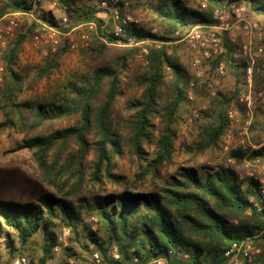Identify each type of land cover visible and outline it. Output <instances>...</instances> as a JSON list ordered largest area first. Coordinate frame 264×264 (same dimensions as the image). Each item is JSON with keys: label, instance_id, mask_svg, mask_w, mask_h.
Listing matches in <instances>:
<instances>
[{"label": "trees", "instance_id": "16d2710c", "mask_svg": "<svg viewBox=\"0 0 264 264\" xmlns=\"http://www.w3.org/2000/svg\"><path fill=\"white\" fill-rule=\"evenodd\" d=\"M78 1L58 0L66 10L67 24L61 25L63 30L83 22L95 21L97 25L102 22L95 15L96 8L76 4ZM144 1L165 27L166 34L195 24L216 25L218 20L213 17L212 10L224 3L227 9L231 4H244L264 20V0H205V10L190 0ZM39 4L38 0L37 6ZM29 9L26 0H4L0 5V18ZM43 19L55 23L52 18ZM131 31L140 39H167L165 35L146 34L139 27ZM31 32L30 26L18 31L0 56V132L13 129L23 134L6 152L29 150L53 190L41 192L34 200L0 199V238L3 237L11 254L14 253L13 240L6 228L16 233L21 245L44 230L37 264H47L59 246V236L53 229H67L74 242L79 241V226L82 225L90 243L83 247L90 254H98L97 264H130L133 258L141 264H156L153 261L157 258H163L165 264H228L224 250L245 239H252L259 252L251 262L243 264H264V209L257 211L249 200L250 195L256 196L253 186L257 182L246 179L247 187L243 191L244 181L233 165L178 166L164 176L161 184L148 191L130 186L117 191L92 192L87 196L78 194L85 181L86 167L89 179L94 182L106 178L119 183L124 178L112 172L116 157L123 154V147L147 159L138 173L139 178L148 173L156 177L159 168L171 162L177 131L188 113L187 91L193 78L175 56L168 55L164 47H150L149 65L131 72L129 62L134 49H119L114 54V62L109 61L103 54L110 47L99 36L106 37L108 42H113V37L98 27L97 33H91L94 43L82 50V55H101V63L94 64L87 73L57 79L48 84L44 92L23 100L19 97L25 90H32L58 69L59 55L65 51L47 56L29 78L30 66L22 70L17 69L16 64ZM221 43L223 51L213 60L212 66L224 62L234 80V88L230 94H221L218 100L208 98V105L201 110L203 119L192 146L196 153L221 149L223 137L229 131L227 111L244 86L246 59L241 55L240 43L229 41L227 32L222 34ZM166 67L171 73L169 80ZM252 77L255 91L264 93V47ZM122 85H135L141 89V94L127 102V118L118 117L123 127L120 130L114 115ZM195 91L208 97L206 84ZM255 99L257 106L250 130H255L254 143L258 146L249 151L230 150L229 156L236 164L246 157L264 160V145L261 144L264 121L257 119V115L264 116V97L256 95ZM71 120L74 122L60 124ZM144 144L154 146L153 157H145ZM90 148L95 152V159L89 164L86 155ZM113 246L117 248L118 259L112 257ZM65 254L76 256L72 246L65 247ZM90 262L91 259L83 260V264Z\"/></svg>", "mask_w": 264, "mask_h": 264}, {"label": "rangeland", "instance_id": "374dc122", "mask_svg": "<svg viewBox=\"0 0 264 264\" xmlns=\"http://www.w3.org/2000/svg\"><path fill=\"white\" fill-rule=\"evenodd\" d=\"M3 1L4 0L1 1V4ZM39 1L40 4L37 6L34 17H39L42 20H44L43 17L50 19L52 18L55 20V23H58L59 25L67 24L66 10L60 6L58 0H56L57 4L55 5L53 4V0ZM96 1L97 0H79L76 4H81L85 7L96 8ZM190 2L203 10L207 8V3L205 0H190ZM202 4H204V6H202ZM236 6L244 7L241 15L242 18L250 22H256L262 26L263 35L261 39H257L254 36L245 35L240 30V26L237 28L239 23H236V16L234 14V9ZM216 10L220 15H222L221 20L214 17ZM129 11L132 12L130 13ZM126 12L133 14L140 19L139 28H141L143 32H146V34L165 35L167 39L163 41L161 39L145 37L147 38V41L142 44V46L147 48V55L145 56L140 55V46L108 44L107 46L110 47V49H108V51L103 54L104 57L109 61L114 62V54L117 52V50L122 48L134 49L133 55L129 62L132 72L138 71L140 68H145L149 65L150 47H164L167 50V54L173 57L175 56L193 76L189 84L190 89L187 91V104L189 105L188 113L184 117V120L177 131V138L174 143L175 149L172 160L169 164L159 168L158 176L155 177L151 173H148L144 178H139L138 173L141 167L146 164L147 159L139 158L129 149V147H123V154L120 157H116V167L112 170V172L116 175H122L124 178L119 183H114L113 181H110L106 178L101 179L100 182H94L89 179V169L86 167L85 181L78 194L87 196L92 192L98 191L104 193L109 191H117L130 186L136 190L148 191L152 189L153 186L161 184L164 176L175 171L178 166L193 165L198 168L202 164H206L207 166L216 167L221 163L235 166L240 179L244 181L242 186V190L244 191L247 187L246 179L249 177V173L256 172L258 165L264 164V160L258 158L259 161L257 162L255 159H248V157H246L242 159L240 164H236L234 163V159L229 156V151L238 148L249 151L257 148L258 145L254 143L255 130H250L255 116V109L257 106L256 101L254 102L255 108L253 117L251 118L248 125L246 124V119L241 116L238 117L234 125H230L228 121L229 131L223 137V143L220 150L205 153L194 152L192 146L196 141L198 125L203 119L201 110H205L206 106L208 105V98L218 100L221 94H230L234 88V80L226 70L224 62L221 61L215 67L212 66L213 60L219 54L210 57V59H206L202 50L190 49L185 44L184 40L181 39L190 31V29L194 27H201V30L204 31V33L210 35L213 34L215 37H218V44L222 48V34L227 32L229 41L233 43H240L242 55V46L244 44H249L252 50L255 49L256 46H261L263 49V18L249 11L247 6L244 4H231L229 9H227L226 4L224 3L223 5L215 7L212 10L213 17L218 20L216 25H214L217 27L213 29H206L202 27V25L195 24L166 34L165 27L157 21L154 12L144 0H130V5L126 9ZM15 14L16 15H13V18L17 22V27L14 30V34L6 39L5 44L3 46L0 44V56L8 41L14 37L18 31H23L27 27V16L22 12H15ZM85 31L89 34L90 46L91 42L94 43V37L92 36L93 34H91L93 32L89 30ZM78 32L79 30L74 31L76 34H78ZM175 32H178V34ZM29 38L25 42L29 41ZM97 41L100 42L99 39ZM25 42L23 43L19 52L16 68L24 70L27 65L30 66L29 73H31L29 78H31L34 68L42 66L46 57H41L38 54L33 53L31 50H26ZM85 49H87V47L79 48L77 50L64 49L65 51H63L58 58V69L52 72L48 78H43L38 85L33 87L32 90H25L19 98L24 100L30 98V96L34 93H42L45 91L48 84L53 83L55 80L60 78H68L74 73H87L90 71V67L103 61L101 55L99 57H95L94 53H91V55H82V50ZM219 64H223V73L218 72ZM165 71L166 78L169 80L171 77L169 67H166ZM1 77L2 66L0 61V82ZM203 84H206V94H208V97L196 93L195 91V89L202 87ZM140 94L141 89L136 88L135 85L130 87L122 85V95L119 97V100L116 104L117 108L114 115L115 123L119 125L120 130L123 129V127L121 126V120H119L118 117L125 119L127 118V113H129V111L126 109L127 102L139 97ZM236 99L233 103H231L228 111L232 109H238ZM194 111L197 113L196 117L192 116ZM1 119L2 115L0 112V120ZM257 119L263 122L264 116L257 115ZM73 122L74 120H71L70 122L62 121L60 124L67 125ZM243 128H247L246 132L243 131ZM22 137V133L13 129H5L4 131L0 132V199L34 200V198L41 192L53 190V188L44 179L41 169L33 160L32 154L29 150L21 149L14 152H6L7 149L13 147L17 142H19ZM91 139L92 136L89 135V140ZM261 144L264 145V140ZM143 148L146 152V158H151L154 156V146H148L147 144H144ZM94 159L95 152L92 148H90L86 155V160L90 164ZM72 182L73 180L70 181V184H72ZM92 228L95 229V225H93ZM6 229L9 232L10 238L13 240L12 245L14 248V253L11 254V251L9 250L10 248L5 245L3 237H1L0 264H13V262L20 257H24L27 260L26 264H37L41 255V245L45 233L44 230H40L26 244L21 245L18 241V238L16 237V233L8 228ZM53 230L59 236V246L55 248L54 258L48 260L47 264H83V260L91 259L93 253L90 254L83 247V245H90V243L86 237V233L82 225L79 226V241L74 242H71L70 237L72 235L67 229L55 227ZM249 240L256 249V252L251 259L252 261L254 256L259 252V247L255 245L252 239ZM66 246H72L76 256H67L65 254Z\"/></svg>", "mask_w": 264, "mask_h": 264}, {"label": "built area", "instance_id": "2783aa9c", "mask_svg": "<svg viewBox=\"0 0 264 264\" xmlns=\"http://www.w3.org/2000/svg\"><path fill=\"white\" fill-rule=\"evenodd\" d=\"M0 0V5H1ZM30 4V9L26 12H22L28 18L27 27H32V32L29 41L25 42L26 50H31L33 53L38 54L41 57H47L55 54L59 50L69 49L77 50L79 48H86L89 46V34L85 30H89L97 33L98 27L101 30H105L107 36L113 37V42H108L106 37L99 38L107 44H120L124 46H140L141 56L147 55V48L142 46L147 38H138L135 32H132L133 27L140 26V19L126 12V9L130 5V0H97L96 1V17L100 18L102 22L97 25L95 21H88L80 23L70 29L63 30L58 23H50L39 17H34V13L37 10V0H26ZM53 4H57L56 0H53ZM204 6V4H202ZM244 10L243 6H236L234 14L236 16L237 28L240 26V30L245 35L254 36L257 39H261L263 35V28L256 22H250L241 17ZM18 13V12H16ZM15 13L4 15L0 18V44L3 46L6 39L14 34V30L17 27V22L13 18ZM214 17L221 20L222 15L215 11ZM110 26L109 28H107ZM206 29H213L217 26H202ZM75 30H79L78 34L74 33ZM178 34V32H175ZM192 50H202L206 59L218 55L222 52V48L219 46V38L213 34H206L201 30V27H194L181 39ZM219 47V48H218ZM262 47L256 46L255 49H251L249 44L242 46V56L246 59V64L243 68V81L244 88L240 95L237 96L238 109H232L227 112V118L230 125H234L238 117H244L246 124L248 125L254 112V98L255 95L262 96L261 92H256L253 85V70L257 58L262 53ZM218 72L223 73V64H219ZM191 97V96H190ZM193 117L197 116V113L193 112ZM247 128H243L246 132ZM241 133V132H240ZM255 161H259L258 158H254ZM247 179H253L256 181V185L253 186L256 196H250L249 200L257 211L264 209V164L258 165L256 172L249 173ZM243 189V188H241ZM256 249L252 245L249 239H245L240 243H233L231 246L224 250V256L227 258L228 264H243L244 261L250 262ZM112 257L119 258L117 248L113 246ZM99 256L95 252L92 254L91 262L89 264L99 263ZM27 260L24 257L16 259L13 264H26ZM156 264H164L163 258H157L153 261ZM130 264H141L136 258H133Z\"/></svg>", "mask_w": 264, "mask_h": 264}, {"label": "crops", "instance_id": "0c3cea01", "mask_svg": "<svg viewBox=\"0 0 264 264\" xmlns=\"http://www.w3.org/2000/svg\"><path fill=\"white\" fill-rule=\"evenodd\" d=\"M129 10H130V9H129ZM129 12L131 13L132 11H129ZM259 57H260V56H259ZM259 57H258V58H259ZM258 58H257V59H258ZM256 61H257V60H256ZM259 92L262 93V96H259V97L257 96V97H258V98H263V97H264V93H263V91H259ZM257 93H258V92H257ZM255 96H256V95H255ZM255 100H256V99H254V102H255Z\"/></svg>", "mask_w": 264, "mask_h": 264}]
</instances>
